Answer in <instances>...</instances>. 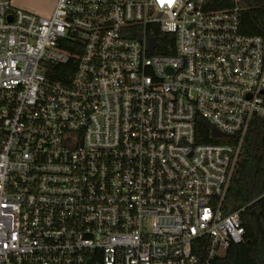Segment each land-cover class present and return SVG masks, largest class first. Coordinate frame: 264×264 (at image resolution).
<instances>
[{
	"label": "built area",
	"instance_id": "obj_1",
	"mask_svg": "<svg viewBox=\"0 0 264 264\" xmlns=\"http://www.w3.org/2000/svg\"><path fill=\"white\" fill-rule=\"evenodd\" d=\"M212 4L0 0V264H212L246 239L222 205L264 40Z\"/></svg>",
	"mask_w": 264,
	"mask_h": 264
},
{
	"label": "trees",
	"instance_id": "obj_2",
	"mask_svg": "<svg viewBox=\"0 0 264 264\" xmlns=\"http://www.w3.org/2000/svg\"><path fill=\"white\" fill-rule=\"evenodd\" d=\"M240 32L261 36L264 40V0H238ZM214 8H229L234 0H213ZM70 60L54 65L46 72L52 79L66 78L64 73L74 70L76 52L68 48ZM264 106V92L262 94ZM200 140L215 141L209 137L210 129L203 123ZM246 239L231 244L212 264H264V114L252 117L243 138L237 162L225 194L222 210H239Z\"/></svg>",
	"mask_w": 264,
	"mask_h": 264
},
{
	"label": "rangeland",
	"instance_id": "obj_3",
	"mask_svg": "<svg viewBox=\"0 0 264 264\" xmlns=\"http://www.w3.org/2000/svg\"><path fill=\"white\" fill-rule=\"evenodd\" d=\"M14 6L41 15H48L53 9L54 0H11Z\"/></svg>",
	"mask_w": 264,
	"mask_h": 264
},
{
	"label": "water",
	"instance_id": "obj_4",
	"mask_svg": "<svg viewBox=\"0 0 264 264\" xmlns=\"http://www.w3.org/2000/svg\"><path fill=\"white\" fill-rule=\"evenodd\" d=\"M149 45H150V49H152L156 45L155 38H150ZM213 134L220 135V133L216 131L215 129L213 130Z\"/></svg>",
	"mask_w": 264,
	"mask_h": 264
},
{
	"label": "crops",
	"instance_id": "obj_5",
	"mask_svg": "<svg viewBox=\"0 0 264 264\" xmlns=\"http://www.w3.org/2000/svg\"><path fill=\"white\" fill-rule=\"evenodd\" d=\"M51 11H52V10H51ZM51 11H50L49 13H51ZM49 13H48V14H49Z\"/></svg>",
	"mask_w": 264,
	"mask_h": 264
}]
</instances>
